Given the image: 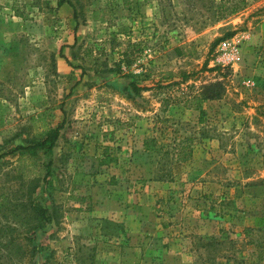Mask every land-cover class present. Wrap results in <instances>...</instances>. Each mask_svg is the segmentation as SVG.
<instances>
[{"label": "rangeland", "instance_id": "rangeland-1", "mask_svg": "<svg viewBox=\"0 0 264 264\" xmlns=\"http://www.w3.org/2000/svg\"><path fill=\"white\" fill-rule=\"evenodd\" d=\"M63 1L0 0V264H264V0Z\"/></svg>", "mask_w": 264, "mask_h": 264}, {"label": "trees", "instance_id": "trees-1", "mask_svg": "<svg viewBox=\"0 0 264 264\" xmlns=\"http://www.w3.org/2000/svg\"><path fill=\"white\" fill-rule=\"evenodd\" d=\"M64 3L63 0H57V4H59L60 6ZM233 31L232 32H226L222 37L216 38L214 41V45L218 42H220L221 40L230 38L233 36ZM125 57H128L127 54H125ZM127 63L130 62L129 58L125 59ZM216 67H213L211 69H214ZM170 74V73H169ZM183 74V78H186L189 76V73L183 72L181 73ZM169 75H166L165 77H168ZM171 76V75H170ZM145 78H147L149 80L150 78V74L147 73L146 77L142 78L143 80H145ZM142 79H139L138 75H134L129 81L128 84L124 85V89L128 92H133V94H138L139 91L141 89H147L150 86H152V84H148V83H141ZM157 85H161L158 80L155 81ZM160 87V86H159ZM210 88H212L213 90L210 93H204L203 97L207 98V99H214L215 97H218L221 94L220 91V87L221 84L219 82H214L213 84H211L209 86ZM61 128H63V124L62 123H58L56 125H54L53 127L47 129L42 135L38 136L37 138H34L30 143L23 145V144H19L13 148H10L7 152H11L14 153L15 151H21V152H25L27 150H35V149H42L44 151V153L47 155V158L44 161V173L41 177L42 181L45 182L47 176H49L48 174L50 173V168H51V163H52V153H53V147L55 145V142L59 136V132L61 130ZM156 140L154 139V137H150V138H146L143 141L144 147L146 149H154L156 147ZM0 155H3V153H1ZM30 205L32 208H34L36 215L42 219V222H46V223H50L51 219H52V212H51V207L50 204L47 202V200H40V199H31L30 200ZM29 239L32 241V246L33 249H37L39 247L37 241H36V235H35V230L33 229L30 233H29Z\"/></svg>", "mask_w": 264, "mask_h": 264}, {"label": "built area", "instance_id": "built-area-1", "mask_svg": "<svg viewBox=\"0 0 264 264\" xmlns=\"http://www.w3.org/2000/svg\"><path fill=\"white\" fill-rule=\"evenodd\" d=\"M1 11V9H0ZM216 52L218 53L217 57L220 60L233 61L238 57L239 47L236 41L233 40V37L229 39L221 40L216 47Z\"/></svg>", "mask_w": 264, "mask_h": 264}]
</instances>
